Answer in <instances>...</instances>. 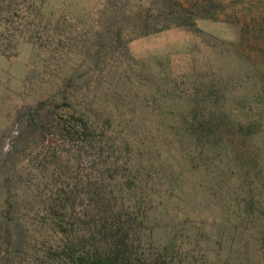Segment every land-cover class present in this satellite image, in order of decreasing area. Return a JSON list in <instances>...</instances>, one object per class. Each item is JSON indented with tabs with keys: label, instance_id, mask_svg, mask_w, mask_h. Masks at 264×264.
I'll return each instance as SVG.
<instances>
[{
	"label": "rangeland",
	"instance_id": "1",
	"mask_svg": "<svg viewBox=\"0 0 264 264\" xmlns=\"http://www.w3.org/2000/svg\"><path fill=\"white\" fill-rule=\"evenodd\" d=\"M62 77L116 122L122 117L106 101L113 94L129 109L135 103L148 122L226 113L246 125L244 134L230 129L221 163L185 172L183 197L168 219L185 224L181 264H264V0H28L9 7L0 19V125L9 102L56 101ZM145 104L161 107V116H146ZM156 134L168 165L173 154ZM104 150L107 162L126 157Z\"/></svg>",
	"mask_w": 264,
	"mask_h": 264
},
{
	"label": "trees",
	"instance_id": "2",
	"mask_svg": "<svg viewBox=\"0 0 264 264\" xmlns=\"http://www.w3.org/2000/svg\"><path fill=\"white\" fill-rule=\"evenodd\" d=\"M24 1L0 0V19ZM61 81L48 106L27 99L5 105L0 264H181L177 244L185 224L168 218L172 202L183 197L184 174L221 163L230 129L244 134L246 125L226 113L148 122L135 103L129 109L122 98L111 100L113 94L106 101L122 117L116 122L94 101L87 104L83 89L71 88V77ZM141 108L150 117L162 113L155 105ZM248 126L259 129L255 121ZM159 131L173 154L168 165L155 141ZM105 146L125 159L107 162ZM255 160L257 166L258 155Z\"/></svg>",
	"mask_w": 264,
	"mask_h": 264
}]
</instances>
